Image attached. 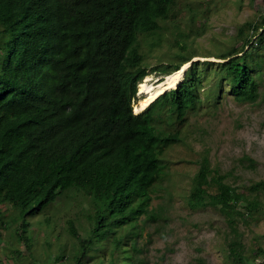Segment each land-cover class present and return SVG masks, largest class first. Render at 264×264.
I'll return each instance as SVG.
<instances>
[{"label":"trees","instance_id":"trees-1","mask_svg":"<svg viewBox=\"0 0 264 264\" xmlns=\"http://www.w3.org/2000/svg\"><path fill=\"white\" fill-rule=\"evenodd\" d=\"M185 16L200 18L180 0H0V226L19 227L18 239L28 244L34 239L29 216L61 197L83 196L90 205L89 228L82 236L69 221L78 241L72 264H145L137 244L143 224L168 218L164 203L153 207L154 198L164 197L155 194L167 173L165 149L182 142L189 117L207 112L205 102L220 101L222 90L212 86L202 97L206 73L195 62L145 112L133 113L145 77L154 71L170 75L196 56L188 52L189 41L201 31L183 30ZM261 20L264 27V15ZM262 27L247 29L258 36ZM167 31L183 61L149 71L139 38L146 35L153 51ZM252 36L218 57L225 62L218 63L216 85L229 80L239 102L259 96L255 72L264 66V37ZM224 179L205 157L189 205L219 208L233 228L245 216L238 211L243 200L247 215L257 211L264 181L245 196ZM11 209L16 216L9 218L21 222H6ZM241 245L236 236L229 241L234 264L248 263ZM103 253L108 259L98 258ZM65 257L50 255L49 261L63 264Z\"/></svg>","mask_w":264,"mask_h":264},{"label":"rangeland","instance_id":"rangeland-1","mask_svg":"<svg viewBox=\"0 0 264 264\" xmlns=\"http://www.w3.org/2000/svg\"><path fill=\"white\" fill-rule=\"evenodd\" d=\"M180 1L190 2L199 12L200 18L195 22L183 17L181 27L187 32L190 28L201 31V35L190 39L188 51L189 54L196 55L192 59L200 63V73H206L203 76L206 92L202 91L201 95L204 98V93H209L212 86L215 89L222 87V90L220 101L205 102L204 109L207 112L189 117V121L181 128V137H185L182 142L165 149L167 173L157 186L155 194L164 197L154 198L153 207L164 203L165 216L168 218L166 222L163 220L143 224L145 229L137 242L141 250L140 257L145 264H234L228 245L236 236L242 243L240 252L247 262L264 264V191L257 192L258 208L252 215H247L243 209L246 200L241 202L238 211L245 213V216L239 218L233 228L219 208H194L189 205L194 178L205 157L209 159L211 168L225 176V183L245 196L250 194V186L264 181V66L261 71L255 72V79L259 83V96L255 102H239L232 92L229 80L216 85L219 84L218 63L225 62L218 57L233 47L242 46L245 38L250 35H253L251 40L261 35L264 37V27L261 25L264 2ZM183 14L186 15V12ZM248 24H256L263 29L260 28L256 36L253 30L247 29ZM242 28L244 31L240 32ZM165 34L161 47L154 48L153 51H150L146 35L139 38L143 51L149 54V71L173 61H183L176 57L179 48L171 43L170 31ZM153 75L154 78L163 79L166 74L154 71ZM175 83L176 81H170L159 86L158 95ZM149 97L150 93L141 99L142 104L137 107V113L147 108L148 103L143 100H148ZM212 193L217 194L218 191L214 189ZM89 208L87 198L83 196H78L76 200L65 196L59 198L43 212L27 218L31 225L30 235L34 238L28 244L18 239L19 227L11 223L5 228L0 226V264H56L55 261H49L50 255L60 254L66 256L63 264H72L69 258L75 253V248H78V241L68 231L69 221L75 220L80 235H85L89 228L85 217ZM12 210H9L6 222L10 219L15 223L18 220L21 222L20 217L9 218L16 216ZM80 224L83 228L79 227ZM161 224L163 228L158 227ZM233 229L237 232H232ZM48 242L51 243L50 246ZM17 251L23 254H15ZM98 258L108 259V254L103 253ZM97 261L94 260L91 264Z\"/></svg>","mask_w":264,"mask_h":264},{"label":"bare ground","instance_id":"bare-ground-1","mask_svg":"<svg viewBox=\"0 0 264 264\" xmlns=\"http://www.w3.org/2000/svg\"><path fill=\"white\" fill-rule=\"evenodd\" d=\"M188 66H190V62L185 65L180 71H177L175 73H173L172 75H168L166 76L163 80H158V78H154L151 76H148L147 79L142 82L139 86V94H142L145 96V98L147 97L148 93H150V97L149 99H144L143 101H146L147 104V108L156 101V99L158 98V90L157 88L163 84H168L170 81H177L182 77V74L184 72V70H187ZM176 79V80H174ZM149 81V82H148ZM149 84L153 85L152 87L148 86ZM142 104V100L140 101V103L135 106V113L139 114L136 112L137 107H139ZM146 108V109H147Z\"/></svg>","mask_w":264,"mask_h":264},{"label":"clouds","instance_id":"clouds-1","mask_svg":"<svg viewBox=\"0 0 264 264\" xmlns=\"http://www.w3.org/2000/svg\"><path fill=\"white\" fill-rule=\"evenodd\" d=\"M194 59H192L191 61H190V66L187 68V70H186V72H185V77H186V74H187V72L191 69V67H192V65H193V63H195L196 61H193ZM189 62H187L186 64H184L183 66H181V68H183L185 65H187ZM198 63V62H197ZM181 68L179 69V70H181ZM178 70V71H179ZM177 72V71H176ZM175 73V72H174ZM173 74V73H172ZM172 74H170V75H172ZM151 75H153V74H151ZM151 75H148V76H151ZM147 76V77H148ZM166 76H168V75H165L164 77H166ZM147 77H145L139 84H138V86H137V93H136V97H135V99L133 100V102H132V108H133V113L135 114V115H139V114H141V113H143V112H145L147 109H145L144 111H142L141 113H139V114H136L135 113V111H134V108H135V106H137L139 103H140V101H141V99H143L145 96L144 95H140L139 93H138V88H139V86H140V84L142 83V82H144L146 79H147ZM151 77H154V75L153 76H151ZM164 79V78H163ZM163 79H160V78H158V80H163ZM184 80H185V78H184ZM184 80L182 81V82H184ZM181 85V84H180ZM180 85L176 88V89H173V90H170V91H175V90H178V88L180 87ZM170 91H168L167 93H169ZM167 93H165L164 95H166ZM164 95H162V96H164ZM161 96V97H162ZM158 100V99H157ZM156 100V101H157ZM155 101V102H156ZM154 102V103H155ZM165 160V159H164Z\"/></svg>","mask_w":264,"mask_h":264}]
</instances>
